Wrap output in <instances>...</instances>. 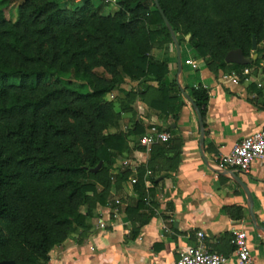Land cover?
<instances>
[{
	"label": "trees",
	"instance_id": "16d2710c",
	"mask_svg": "<svg viewBox=\"0 0 264 264\" xmlns=\"http://www.w3.org/2000/svg\"><path fill=\"white\" fill-rule=\"evenodd\" d=\"M158 1L180 46L188 43L213 73L245 78L259 60L252 55L264 52V0ZM66 2L0 0V261L48 264L56 245L90 228L98 205L126 198L123 183L134 173L113 169L132 155L131 138L146 133L142 119L120 129L136 100L176 121L184 104L169 59L153 54L175 43L155 0H118L109 13L103 2ZM13 5L15 19L6 15ZM232 50L252 63H228ZM128 81L137 88L121 89ZM116 89L125 92L119 110L107 98ZM189 94L204 117L208 89L197 84ZM172 141L153 145L138 168L127 213L152 204L144 175L159 183L154 152Z\"/></svg>",
	"mask_w": 264,
	"mask_h": 264
},
{
	"label": "crops",
	"instance_id": "0c3cea01",
	"mask_svg": "<svg viewBox=\"0 0 264 264\" xmlns=\"http://www.w3.org/2000/svg\"><path fill=\"white\" fill-rule=\"evenodd\" d=\"M153 54L169 59V77L187 87L189 96L192 86L207 87L210 98L203 117V142L198 113L185 94L177 121L160 117L136 100L135 111L122 114L130 123L142 119L147 128L157 124L172 129L171 145L154 152L153 171L159 183H152L151 171L144 175L152 204L133 214L124 205L116 216L98 205L88 220L90 228L56 245L48 264H175L184 248L198 242L200 231L210 250L227 257L225 264H238L231 242L236 228L246 229L256 263L264 264V231L256 225L264 227V159L254 161L248 173L216 165L222 154L264 124V91L255 83H264V52L252 55L259 57L258 62L248 67L251 73L245 78L238 74L237 83L232 81L235 72L213 73L188 43L179 49L174 43ZM188 58L199 60L200 68L187 65ZM130 125L121 123L120 129ZM130 145L132 155L120 158L113 169L114 174L125 168L134 173L123 183L129 202L138 196L134 190L138 168L150 156L133 137ZM111 191L117 193L116 187Z\"/></svg>",
	"mask_w": 264,
	"mask_h": 264
},
{
	"label": "built area",
	"instance_id": "2783aa9c",
	"mask_svg": "<svg viewBox=\"0 0 264 264\" xmlns=\"http://www.w3.org/2000/svg\"><path fill=\"white\" fill-rule=\"evenodd\" d=\"M98 1L109 5H116L118 3V0ZM185 63L190 65L194 70L200 68L199 60L194 58L186 59ZM250 73L251 70L248 67L243 71V74L249 75ZM238 80L239 75L236 73L232 81L237 83ZM255 83L264 91L263 82L256 81ZM203 86L207 88L205 85ZM171 137L172 134L169 130L161 125L152 124L147 128L146 133L140 138V144L145 147L147 152H150L153 145L167 142ZM259 159H264V124L260 129L254 131L236 143L231 152L222 154L216 160V165L220 169L234 167L242 172L248 173L253 162ZM129 164V160L125 161V165ZM149 173L151 172L149 171ZM128 203V197L124 200L120 197H115L114 203H109L105 205V207L110 210V214L116 216L120 212L122 206L128 205ZM198 237V242L196 244L189 245L180 252V256L175 264H225L227 262L228 259L225 255L212 251L206 246L204 242V232H198ZM231 242L235 247L234 252L237 256L238 264H257L251 253L248 232L245 228L234 229Z\"/></svg>",
	"mask_w": 264,
	"mask_h": 264
},
{
	"label": "water",
	"instance_id": "95a60500",
	"mask_svg": "<svg viewBox=\"0 0 264 264\" xmlns=\"http://www.w3.org/2000/svg\"><path fill=\"white\" fill-rule=\"evenodd\" d=\"M155 1H156L157 5H158L159 9L161 10V13H162V15L164 17L166 25H167V27L169 28V30L171 32V35H172V37L174 39V42H175L177 48L179 49L180 48V44L178 43V39H177L176 33L173 30L171 23L169 22V20L165 16L163 10L161 9L159 1L158 0H155ZM252 44H253V50L256 51V49H257V39H256L255 36H253ZM226 61L228 63H237V64H242V65L248 64V63H252V59L249 58V57H245L241 50H232V51H230L227 54V56H226ZM179 85H180V87L182 89L183 94H185L190 99V101L193 103V105H194V107H195V109H196V111L198 113V118H199V122H200V125H201V134H202L201 142H203V140H204L203 116H202L198 106L194 102L193 98L186 93V91L182 88L181 84H179ZM101 166H102V162L96 168H94L93 171L94 172L98 171ZM256 225H257L258 228H260L261 230L264 231V227L263 226H260L258 224H256ZM0 264H16V262L14 260H2V261H0Z\"/></svg>",
	"mask_w": 264,
	"mask_h": 264
},
{
	"label": "rangeland",
	"instance_id": "374dc122",
	"mask_svg": "<svg viewBox=\"0 0 264 264\" xmlns=\"http://www.w3.org/2000/svg\"><path fill=\"white\" fill-rule=\"evenodd\" d=\"M61 1L64 4L67 3L66 2L67 0H61ZM93 2L96 5L101 4L100 1H98V0H93ZM117 9H119V4L118 3L116 5H109L108 4L106 6V8H105V11L109 13V12H114ZM6 15L9 18H14L15 19L17 17V8L14 5L11 6V7H9L8 9H6ZM169 46H173V44H170ZM156 50H154V51L156 52ZM16 81H19V79H16ZM136 88H137V83L128 81L126 84L122 85V88L121 89H124V90L127 91V90H133V89H136ZM124 96H125V92H123V91H121L119 89H116V90L112 91L111 93H109L107 95V98L110 99V100H114L115 103H116V110H119L122 107L121 99H123ZM128 120H129L128 118H124L122 116V120H121L122 125H126V124L130 125L131 123Z\"/></svg>",
	"mask_w": 264,
	"mask_h": 264
}]
</instances>
